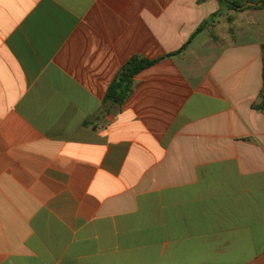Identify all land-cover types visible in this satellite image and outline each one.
Here are the masks:
<instances>
[{"label": "crops", "instance_id": "1", "mask_svg": "<svg viewBox=\"0 0 264 264\" xmlns=\"http://www.w3.org/2000/svg\"><path fill=\"white\" fill-rule=\"evenodd\" d=\"M235 1L0 0V264H264V0Z\"/></svg>", "mask_w": 264, "mask_h": 264}, {"label": "trees", "instance_id": "2", "mask_svg": "<svg viewBox=\"0 0 264 264\" xmlns=\"http://www.w3.org/2000/svg\"><path fill=\"white\" fill-rule=\"evenodd\" d=\"M219 1L223 6H228L229 9L232 10L243 8V5L235 0H219ZM214 16H216V14ZM207 24L208 22H205L197 29V31L189 40V43L199 32H201L205 28ZM186 47L187 45L177 53H181ZM262 55H263V89L261 93L260 102L257 105H255V107L264 113V45L262 47ZM156 62L157 60H148L145 58H140L138 56L132 57L117 74L115 80L112 82V84L110 85L107 91L105 99L121 105L124 104L132 92L133 82L136 75L139 74L142 70L152 66Z\"/></svg>", "mask_w": 264, "mask_h": 264}]
</instances>
